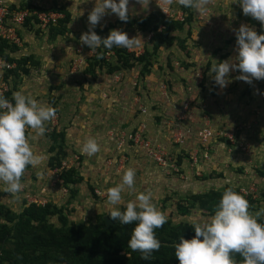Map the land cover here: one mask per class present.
<instances>
[{"label": "rangeland", "instance_id": "374dc122", "mask_svg": "<svg viewBox=\"0 0 264 264\" xmlns=\"http://www.w3.org/2000/svg\"><path fill=\"white\" fill-rule=\"evenodd\" d=\"M4 1L9 6H11V4H14L10 3V1L8 0ZM211 1L212 4L210 2H208V4H211L210 7L212 8L204 11V14H202L200 17H197V15L196 18H198V20L200 19L201 22L203 21L206 25L213 23L217 32L222 31L221 35L219 33V38H216L219 39V43H210L211 41L207 42L208 38L205 34L207 27H205L204 30L201 28V32L198 33V31L195 30L198 28V23H194V21L192 20L191 24L185 25L181 31L172 32L171 35L174 38L173 44L171 46H163L162 49H159L158 54L152 59L154 62L153 66H156V63L158 62H161L162 65H158L157 70L153 69L152 66L150 72L143 77H141L138 72V80L143 81V79H145L146 76H149L151 72L157 73L160 81H163V87L167 88L166 85L168 83L171 85V81L170 79H165L163 75L171 73L174 75V81L177 82V84H179L186 91L185 87L187 85V80L184 79L185 77L181 75V72L186 70H194L193 75L195 74L197 77L201 78L202 70H204L205 67L202 66L201 63L199 64V62H201V60L203 59H201V56L203 57L205 54L204 49H207L208 51L210 49L211 51L216 45L217 47H215L213 51H211L209 59H211L212 61L213 59L218 60L219 55L227 53V58L225 57L224 59H222V61L230 58L235 62V57L237 55L235 30H237L241 24L250 25L249 27L253 28L254 30L256 27L251 26V23L249 21L252 17H249L250 15L243 14L242 8L237 0ZM15 6L16 8L14 10L27 8V10L30 12L32 10L38 11L39 7L49 8L64 6L67 11L70 12L71 18L67 24L68 28L70 27L69 31L63 35H57L56 37H54V39L48 36L49 28L51 26L49 25L45 28H42L37 24V21L34 17H31V19L28 21L30 23V27L32 25L31 29H29V27H23V29L24 31L28 30L31 34L34 33L35 35H37L38 33L37 36L45 35L48 39V43L56 41V44L61 45V42L64 41V44H68V55H66V57L58 58L56 62V65L57 63L59 64V62H61V64H64V62L67 63V72L62 74V76L67 78L68 82H72L71 80H73L75 86L80 85V87H82L85 81H89L86 79V77L88 78V76H91L86 73V68L88 60L91 56H93L94 50H91L86 45H83L79 40L81 34L88 31V26L85 27V30H82V27H80L79 16L81 15L80 13H82L83 16L84 11L89 9L84 16V18L86 19V24L88 25L87 17L89 12L95 6V0H17V4L15 3ZM146 6L147 8H145ZM152 7L161 9L166 15H169L170 17L176 19H182L183 17L180 6L175 2V0H172V3H169L168 0H141V2H139L138 0L137 2H134L133 5H131V9L135 8V10H130V12L131 14H134V16L132 17H141V15L148 12V10ZM113 15L114 13L106 12V14L102 17L95 28L101 30L103 27L108 26L111 23L114 24L116 17ZM214 15L216 16L215 19L213 18ZM62 16L63 15H61L59 18H61ZM254 22L259 21L254 19ZM224 25L226 27H224ZM221 27L223 29H221ZM95 28L93 29L94 31ZM188 28L190 29L189 36H187L186 33V30ZM112 29H119L122 31L128 30L123 24H115L114 27H109L108 30L101 32L102 38H104V36H107L109 31ZM21 32L22 31H20V33ZM128 32L129 31L125 33L128 34ZM143 35H146L148 37V35L151 36V33H143ZM223 35H226L225 38L220 37ZM178 38L185 40L183 47L180 45V41L178 40ZM143 41H146V39L144 38ZM19 42V46L23 47V38L21 39L20 37ZM143 48H139L140 50L138 51L141 52ZM148 48L150 49L151 45L148 46ZM228 49L230 51H228ZM111 56V51L106 52L105 57L107 59H110ZM194 58H196L198 64L194 61ZM168 61L169 65L167 64ZM171 62L174 63L177 69L169 72L172 68ZM27 65H30L34 70L38 71H40L42 67L41 62L35 57H32L30 61L28 60ZM102 72H105L104 69L99 70L96 76H98ZM117 72L118 71H114L112 73H115L114 75H116ZM206 74L208 75L209 72L207 71ZM117 75V77L119 78L120 75ZM238 76L239 75H237V77ZM262 80L264 79L252 80L253 87L258 85L257 88L260 94L264 93V81ZM18 81L19 79L16 81L13 79V75L9 80V88H11V85H14L13 92L17 88ZM204 82L205 81L200 83L199 86L195 88L192 86L190 81V84H188L190 85V89L188 92L192 94L199 93L200 96L198 97V99H201L200 97L205 93L208 94L209 91L203 90ZM250 84L247 83V85H244V89H242L241 91L234 92V90L233 92L235 96L232 100L230 98L227 99L224 96L220 98V100L226 101V105L224 106V110L226 111L224 112V114L227 115L228 120H230V118L232 117L230 110H233L232 108L234 107L231 106L232 108L227 109V106L229 107L235 98L237 99L238 103L242 104L243 110H245L247 107H250L251 103L252 106L250 109L254 108L253 103H255V101L252 97L251 102L250 98H242L243 95H246L251 91ZM207 86L212 87L211 85ZM55 87L59 88V86ZM53 88L51 87L50 89ZM71 88L73 89L75 87L69 86L63 91ZM169 89L171 90V88L168 86V90ZM46 90L48 94L49 90ZM82 90L78 92V100L73 103L72 107L69 106V111L72 113V115H67L68 117L70 115L68 123H66V125H63L66 126L64 127L66 130L61 129L65 133L63 146L66 152L62 159H66V162L71 164L70 168H75L77 171L76 178H78V182L70 185V188L74 189L75 191L74 195H71L69 193V190L63 187L60 179L57 178V175L59 173L57 172L58 170L55 171V167H49V158L53 153H50L48 151L49 156H46L47 159L45 161V166L50 173L48 179L52 186L54 182L59 185L60 188L57 190L58 193L54 194L53 190L51 193H48L47 190L41 189L42 187L37 188V193L32 192L31 166L26 167L21 176L22 190L19 193L10 194L4 191L3 189L6 186L2 182H0V203L5 204V208H7L9 212H20L25 205H27L34 199L41 204L45 203L48 199H51L56 200L55 204L57 206L63 207V212L67 217L68 224L95 223L101 218H103V220L107 224V215L110 209L113 207L107 201V189L115 186L120 182L123 171L127 168H132L135 171L134 186L131 190H129L127 187L124 188L121 194V204L117 205L116 207H124L127 202H129L130 200H134L135 195L139 192H151L152 202L154 203V205L167 217V221H170L174 224L185 222L193 224L194 221L200 223L206 221L213 214L200 210L196 206L191 207L190 203H192V194L208 192L213 189L221 190L226 184L238 187L240 191L253 202V209L249 210L250 213L254 214L256 211L264 208V126L263 129H261L262 135H259L262 137H254V146H252V144H249L248 141L251 140H244L242 143L236 141V137L238 138L240 131L242 130V126H246V124L248 123H245V125L227 124L228 129H231L228 131H231L230 133H232V141L224 135H219L214 137L212 139V143H208L209 145H199L195 150L192 144H189L188 146L187 143H184L185 141L179 142L177 140H180L181 137L183 138V134L187 132V130H183L186 129V125L184 122H189V118L187 116L181 117L183 114L181 115V112L179 111L175 112V117H170V115H168L167 117L169 118H165L166 121L161 123L165 126V128L168 129L167 133H169L171 136L174 133L172 137L173 141H171V144H169V146L159 145L158 143H156L155 139L150 137V131L145 132V126L143 124H139L134 129H136V131L138 132H141L140 130L142 128V133L146 135L147 140L153 146L158 147L162 152L163 157L166 158L164 164L148 157L143 149L137 151V148H139V146H134L133 144H130L129 141H127L126 138L129 137V133H131V131L133 130L130 129L131 127L129 126L128 122H124L122 124L118 120H115V123L110 122L109 120H105L106 122H100V126L99 124H96L92 128L94 129L95 133L102 130L101 135H94V137H98L95 139L97 142H100V144L98 143L100 149L104 141H107L109 146H107L106 151L108 152L106 154H104L103 149H101V153H96L97 155L100 154V156L103 154V156L105 157L104 165H100V163H95L98 158L97 155L88 157L87 155H82L80 151L85 138L92 134L90 132L92 129L88 132V125L91 124V122H87L88 120L86 119V116H99V111H101L102 109V111L111 114V118H118L117 116L119 115L118 112L115 111L117 109L115 108V110H112V108L109 106L110 103L107 102L103 104L102 102H96L93 104L96 105V107L90 108L89 106L85 107L81 105L85 103L82 96V94L84 95ZM243 90L244 92H242ZM147 91L150 92L151 90L148 89ZM211 93L213 96L216 95L215 84L214 89ZM225 94L227 95V92ZM261 95L264 98V94ZM247 97L249 96H246V98ZM48 98L49 97H47V99ZM48 101L52 107L56 106L55 102L51 98H49ZM52 101L54 102V105ZM215 102H217V100H215ZM188 107L193 108L195 113H192L191 116L194 119L197 118V115H207L206 117L202 116V119L209 121L210 117H213V115L217 116V112H208L207 107L203 108V100H199L197 101V103L192 102ZM63 109H66V107H63ZM80 117H82V119H80ZM164 117L166 116L162 114V118ZM55 118L50 120L45 126V136L46 138H48L47 144H49V146L52 140L48 137L47 134L53 129V126L58 123V114L55 115ZM155 118L153 120L154 125H161L159 123V119L157 120ZM158 118H161V116H158ZM81 120L87 121L79 122ZM97 125L99 126V128H95ZM169 128L173 130H169ZM218 130L219 129L215 131ZM219 131L225 132L224 130ZM86 132L89 133V135H85ZM147 133L149 137L147 136ZM29 135H31V133L27 134V137ZM109 138L113 142H111ZM121 140H123L122 144H120ZM218 142L222 143L218 144ZM29 143L31 145V139H29ZM31 146L33 147V150L36 154H40L39 151L42 152L41 142L38 145L32 144ZM36 146L39 148L34 149V147ZM49 146H46V150L49 148ZM114 148L117 151V155L114 154L112 150H110ZM72 155L78 156V159L74 160ZM178 156L182 157V162L180 164H177ZM110 162L112 163L110 164ZM37 174L38 173L36 172V175ZM178 204H180L181 206H187L189 208L188 209L186 207L188 209V213L182 214L177 209ZM0 216L1 218H4L3 212L0 213ZM261 218H264V215H262ZM50 220L54 223H58L56 217H52ZM1 221H4V219H1Z\"/></svg>", "mask_w": 264, "mask_h": 264}, {"label": "clouds", "instance_id": "9594fccd", "mask_svg": "<svg viewBox=\"0 0 264 264\" xmlns=\"http://www.w3.org/2000/svg\"><path fill=\"white\" fill-rule=\"evenodd\" d=\"M141 2V0H139ZM172 3V0H168ZM185 8L199 11L208 0H175ZM244 15L258 20L264 28V0H237ZM128 0H95V6L88 14V31L82 33L79 40L91 50L101 46L105 49L130 48L135 44L127 33L112 29L104 38L93 29L110 10L119 20H128ZM82 14V13H80ZM236 52L235 62L227 59L217 62L213 59L209 73L213 81L221 89L230 82V68L239 70L237 79L251 83L264 79V33L257 32L248 25L241 24L235 30ZM98 55L97 59H101ZM264 94V93H262ZM56 109L45 103L38 102L32 95L24 94L23 90L14 91L9 101L0 95V182L10 194L22 190L21 176L27 166H37L46 161L43 154H36L29 143L45 134V124L55 118ZM26 128L35 131V135L26 137ZM82 155L92 157L100 151L93 137H86L81 148ZM38 176L40 173L37 174ZM135 171L127 168L121 180L107 189V201L113 207L108 215L121 224H134L128 240V248L139 252L142 259H149L153 252L160 249V241L155 230L167 223V217L152 202L151 192H139L134 200L124 205L123 210L116 207L121 204L122 191L134 186ZM264 208L254 214L249 212V203L244 195L227 187L214 214L206 221L193 222L195 235L185 239L180 235L173 243L174 255L179 264H236L232 254L238 253L243 264H264Z\"/></svg>", "mask_w": 264, "mask_h": 264}, {"label": "trees", "instance_id": "16d2710c", "mask_svg": "<svg viewBox=\"0 0 264 264\" xmlns=\"http://www.w3.org/2000/svg\"><path fill=\"white\" fill-rule=\"evenodd\" d=\"M182 19H176L166 15L160 9H154L142 17H132L128 14V20L121 21L117 17L114 24L103 27L101 30L95 28V32L100 36L101 32L114 27L115 24H123L130 31L150 32L149 38L151 48L144 47L136 54L127 48L105 49L103 46L94 49L93 56L88 60L86 73L91 78H95L99 70L104 69L108 74L121 69H131L139 66V75L143 77L148 74L153 66V58L159 52L162 46H171L173 44L174 31H181L185 25H190L193 20V10L181 5ZM9 10L15 11V4L8 5ZM38 11H54L63 15L57 20V23L50 25L48 36L52 39L57 35H63L69 31L68 21L71 18L70 12L64 6L61 7H39ZM31 17H27L22 27H30L28 22ZM251 24L256 25L255 31L260 33L263 29L260 22H254L251 18ZM21 28L18 29V34ZM187 36L190 29L186 30ZM104 35V34H103ZM102 37V35H101ZM106 37V36H104ZM180 45L184 46V39L178 38ZM17 49V44L6 39L0 38V53L11 62H15L14 68L8 70L6 75L18 76L28 72L27 56L13 58L8 55V51ZM111 51V60L105 57L106 52ZM219 51V49H218ZM102 55L101 59H97ZM228 55L223 53L218 56L222 61ZM212 60H208L205 69L202 72V81H204L206 72L211 67ZM169 65V61L167 62ZM190 65V64H188ZM99 69V70H98ZM98 70V71H96ZM211 81L214 83L212 74ZM12 89L9 88L3 93V96L9 101L12 100ZM136 130V129H133ZM27 137V131L25 130ZM48 137L52 140L48 151L53 153L48 165L50 168H59L62 157L66 154L64 150V131L52 129L48 132ZM63 153V155H62ZM182 162V157L178 156L177 164ZM29 167V166H27ZM76 169H60L58 177L64 188L74 195V189L70 185L78 182L76 178ZM227 187H233L235 191L244 195L249 203V210L253 209L252 201L243 194L238 187L226 184L221 190H210L208 192L192 194L191 207L196 206L200 210L214 214L222 192ZM187 206L178 204L177 209L182 214H187ZM63 207L57 206L53 202L36 203L30 202L24 206L20 212H11L5 208V204L0 203V213L3 212L4 218L0 216V264H179L174 255L173 243L177 242L179 236L190 239L195 235L192 224L189 222L174 224L167 221L161 228L155 230L156 238L160 241V249L152 253L147 260L142 259L140 253L133 252L128 248V240L134 224H121L118 220H113L108 216L111 223L106 226L101 218L95 223H67V217L63 212ZM123 210V207L121 208ZM56 217L58 223L50 219ZM4 219V221H1ZM264 221V218H261ZM236 264H243V258L238 253L232 254Z\"/></svg>", "mask_w": 264, "mask_h": 264}, {"label": "crops", "instance_id": "0c3cea01", "mask_svg": "<svg viewBox=\"0 0 264 264\" xmlns=\"http://www.w3.org/2000/svg\"><path fill=\"white\" fill-rule=\"evenodd\" d=\"M0 1H3L6 4L4 0H0ZM8 1H10V3L17 4V0H8ZM137 1L138 0H128L127 9H128V14L131 16H134V14H131L130 10H135V8L131 9V5H133V3ZM208 2L212 4L211 0H208ZM211 4L209 5L207 3V5L199 11L192 9L193 18H194L193 21L194 23L195 22L198 23L197 25L198 28L195 29L198 31V33L201 32V28L204 30V28L207 27L205 31L206 37L208 38L207 42L211 41L210 43L212 42L219 43V39H216V38H219V33L221 35L222 31L217 32L213 23L210 22L211 24L206 25L203 21L201 22L200 19L198 20V18H196L197 15H198L197 17H200L202 14H204V11H207V9L212 8L210 7ZM145 8H147V6ZM154 9H158V8L152 7L151 9L148 10V12ZM88 10L89 9L84 11L83 16L82 14L79 16V25L80 27H82V30H85L86 29L85 27L88 26L86 24V19L84 18ZM148 12L141 15V17L145 16ZM107 13H110V10L107 11ZM113 16L117 18L115 14ZM215 17L216 16L214 15L213 18L215 19ZM226 23H227V20H226ZM251 26L256 27V25L254 24H251ZM224 27L226 26L224 25ZM221 29L223 28L221 27ZM20 31H22L21 33L19 32V35L21 39L23 38V43H24L23 47L17 44V49L13 51L9 50L8 55L13 58H20L21 56H27L29 59H31L32 57L33 58L35 57L37 60L41 62L42 67L40 71H38V70H34L30 65H27L28 72L26 74H22L18 76L13 75V79L15 81L19 79L17 83V88L15 89V91L23 90L24 94H30L38 102L45 103L50 106L51 104L49 103L48 100L49 98H51L55 102V105H56L54 108L58 109V112L56 109V114H58V118H57L58 123L53 126V129H55L56 131H59V130L61 131V129L66 130L64 128L66 126H63V125H66V123H68L69 117L70 115H72V113L69 111V106L72 107L73 103L78 100L79 98L78 92H80L83 89L82 92L84 93L86 97L82 94L85 103L81 105L85 107L89 106L90 108V107H96V105H93L96 102H102V104L107 102V103H110L109 106L112 108V110H115V108L117 109L115 111H117L119 115L117 116L118 118L116 117L111 118V114L106 113L105 111H102L103 109L99 111V116H95V115L88 116L87 115L86 119L88 121L81 120L79 122H83V121L91 122V124L88 125L89 127L88 132L93 128V126H95L96 124H99L100 126L101 124L100 122H104L105 120H109L110 122H113V123H115V120H118L122 124L124 122H128L129 126L131 127L130 129H134L139 124L140 125L143 124L145 126V132L150 131L149 135L150 137L155 139L156 143H158L159 145L169 146V144H171V141H173L172 137L174 133L172 134V136L169 133H167L168 129L165 128V126L162 125L161 123L166 121L165 118H169L167 117L168 115H170V117L171 116L175 117V112L179 111L181 112V115L183 114L181 117L187 116L189 118V122H184L186 125L185 126L186 129H183V130H187V132L183 134V141H185L184 143H187L188 146L189 144H192L195 150L197 146L201 145L200 138L198 136V131L206 125L210 126L213 130H217V129L224 130L225 131L224 136L229 138L228 135L232 133H230L231 131L230 132L228 131L231 129H228L227 124L245 125V123H248L246 124V126H242V130L240 131L239 136L237 134L238 138L236 137V141H239L242 143L244 140L245 141L251 140L248 142L250 145L252 144V146H254L253 145L254 137H258L259 135H262L261 129H263V126H264V109H263V106H264L263 99L264 98L261 95L262 93L261 94L259 93V90L257 88L258 85L253 87L252 85L253 83L251 82L250 84L251 91L247 94L245 93L246 95L242 96V98L245 97V99L250 98V102H251V97L254 99L255 103H253L254 105L253 109H250L252 106V103H251L250 107H247L248 109L246 108L245 110H243L242 104L238 103L237 99L235 98L232 104L229 107L227 106V109L232 108L231 106L234 107L232 108L233 110H230V113L232 115V117L230 116L231 117L230 120H228L227 115L224 114V112L226 111L224 110L226 101H222L220 100V98L224 96L225 98L227 99L230 98L232 100L235 96L234 92L241 91L242 89H244L243 86L247 85V82L236 78L237 75H240V72L238 69L232 70L230 68V71L228 74V78L230 82L227 83L226 87H224L223 89H221L218 85L215 84V90H216L215 96H213L211 93L212 90L214 89V84L211 81V74L210 73L208 75L206 74L204 78L205 82H204L203 90L205 91L209 90V91H208V94L205 93L203 96H201L200 97L201 99H198V97L200 96L199 93L192 94L188 92L190 89V85H188L190 84V81H191L192 86L195 88H197V86H199V84L202 81V74H201V78L197 77L195 74L194 76L193 75L194 70L192 71L186 70V71L181 72V75L184 76L185 77L184 79L187 80V85L185 87L187 92L179 84H177V82L174 81V78H173L174 75L171 73L163 75L165 79H170L171 81V85L169 83L166 85L167 88L163 87V83H162L163 81L162 80L160 81L159 76H157V73L151 72V74L149 76H146L145 79H143V81L138 80L137 74L139 72V66H135L131 69L117 70L118 71L117 74L120 75L119 78L117 77L118 76L117 74L114 75L115 73L108 74L105 72L104 73L102 72L101 74L96 76L94 79L88 76V78L86 77V79L89 81L87 82L85 81L84 84L82 83L83 84L82 87H80V85L75 86V83L73 80H71L72 82H68V79L62 76V74L67 72L66 62H64V64H61V62H59V64L57 63L56 65L58 58L66 57V55H68V46H69L68 44H64L63 43L64 41L61 42V45L56 44L55 43L56 41L48 43V39L45 35L37 36L38 33L37 35H35L34 33L31 34L29 33L28 30L24 31L23 28H21ZM127 31H129L127 34L129 38H132L135 41V44L132 47L127 48L128 50L131 49L129 51L134 50L135 53L138 54L140 53L138 51L140 50L139 48H143L145 46L148 47L151 45L149 41L150 36L148 35L147 37L146 35H143V33L147 34L148 32L124 30V32H127ZM261 33H264V28L258 34H261ZM225 36L223 35L220 37L225 38ZM144 38L146 39V41H143ZM215 47H217V45ZM162 48L163 46L160 49ZM213 49L211 51H213ZM204 50H205V54L203 57L201 56V59L203 58L202 60L204 61L201 60L199 64L201 63V65L205 67L207 61L211 60L209 59L211 51L210 49L209 51L207 49H204ZM228 51L230 50L228 49ZM194 61L198 64L196 58H194ZM158 65H162L161 62L156 63V66H153V69L157 70ZM171 65H172V68H171V71L169 72H172L174 69H177L174 63L171 62ZM253 80H256V79H253ZM236 81H237V84H236ZM68 84L69 86L75 87V88L73 89L71 88V89L63 91L64 89L69 87ZM207 85H211L212 87L207 86ZM13 86L14 85H11V89H12L11 96L14 90ZM55 86H59V88ZM168 86L171 88V90L170 89L168 90ZM51 87L53 89H50ZM252 87H253V90H252ZM46 89L49 90L48 94H47ZM148 89L151 91L148 92L147 91ZM226 92H227V95L225 94ZM242 92H244V90ZM246 96H249V97L246 98ZM47 97L49 98L47 99ZM196 99L197 101L203 100V108L207 107L208 112H217V116L213 115V117H210L209 121L202 119V116L206 117L207 115H202V116L197 115V118L194 119L191 115L192 113H195V112L192 107H188V106L191 105L192 102L197 103ZM215 100H217V102H215ZM54 102H53V105H54ZM63 107H66V109H63ZM142 109H144V111H141ZM68 114H70L69 117L67 116ZM162 114L166 117L162 118ZM158 116H161V118H158ZM154 118L157 120L159 119V123L161 125H157L158 127L155 126L154 121H153ZM80 119H82V117H80ZM47 123L45 124V126L47 125ZM99 126L97 125L95 128H99ZM169 130H173V129L169 128ZM26 131H27V134L31 133V136L35 135V131L32 130L31 128H26ZM90 132L92 134L88 137H93V138H98L97 136L94 137V135L102 134L101 133L102 130L100 132L97 131V133H95L94 129H92ZM86 134L89 135V133L87 132L85 133V135ZM149 135L147 133L148 137ZM261 137L262 136H259V138ZM227 138H224V139H227ZM47 141H48V138H46L44 134L43 136L38 137L35 140L31 139V142H32L31 145L32 144L38 145L41 142L42 152L44 153H42L41 151H39V153L45 156L47 155L49 156L48 149L46 150V146L47 147L49 146V144H47L48 143ZM110 141L113 142L111 139ZM97 143L100 144V142H97ZM104 143L102 144L101 149H103L104 154H106L108 152L106 151L108 143L107 141H104ZM210 143H212V140L210 141ZM220 143L218 142V144ZM37 148L39 147L37 146L34 147V149H37ZM101 149L98 153H101ZM110 150H112L114 154L117 153L115 148L110 149ZM140 150L142 149L137 148V151H140ZM94 155H97V154H94ZM97 156L98 158L95 163L96 164L100 163V165H104L105 157L103 156V154L101 156L100 154H98ZM111 163L112 162H110V164ZM36 172L40 173V175L39 176L36 175ZM49 175L50 173L47 167L45 166V161L42 164L37 165L35 167L31 166V191L36 192L37 188L42 187L41 189L47 190L48 193L49 192L51 193L52 190L54 191V194L58 193L57 190L60 187L59 185L56 184V182H54L52 186V184L49 182V179H48ZM62 190H63V187H62ZM46 202L55 203L56 200L48 199Z\"/></svg>", "mask_w": 264, "mask_h": 264}, {"label": "built area", "instance_id": "2783aa9c", "mask_svg": "<svg viewBox=\"0 0 264 264\" xmlns=\"http://www.w3.org/2000/svg\"><path fill=\"white\" fill-rule=\"evenodd\" d=\"M60 16V13L57 12H46L36 10H32L30 12L27 10V8H20L15 11H11L9 10L7 4L0 1V38L19 44L20 35L18 34V29L23 28L21 26L24 24L27 17H34L37 21V24L40 25L42 28H45L46 26L54 25ZM15 65V62L8 61L0 53V95H3L4 92L9 90V80L11 78V75L6 74L8 73V70L14 68ZM141 111H144V109H142ZM140 131L141 132L132 130L131 133H129V137L126 138L127 141H129L130 144H133L137 147L139 146L140 149H143L146 155H148V157L165 164L166 158L163 157L162 152L159 150V148L153 146L147 140L146 135L142 133V128ZM219 135L225 134L222 131H215L207 125L202 127L198 131V136L200 138L201 145H207L214 137ZM228 137L232 141V134L228 135ZM177 140L179 142H182L183 138L181 137L180 140ZM120 142V144H122L123 140H121ZM72 157L74 160L78 159V156L76 155H72ZM66 161V159H62L61 165L59 166V168H55V171L58 170L57 172H59L60 169L70 168L71 164L67 163ZM57 178L59 179L58 175ZM31 202L39 203L35 199Z\"/></svg>", "mask_w": 264, "mask_h": 264}, {"label": "water", "instance_id": "95a60500", "mask_svg": "<svg viewBox=\"0 0 264 264\" xmlns=\"http://www.w3.org/2000/svg\"><path fill=\"white\" fill-rule=\"evenodd\" d=\"M110 223H111V221H110L109 218H108V223L106 224V226H108Z\"/></svg>", "mask_w": 264, "mask_h": 264}]
</instances>
